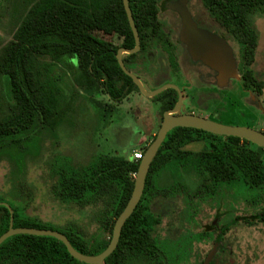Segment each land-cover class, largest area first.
Masks as SVG:
<instances>
[{
  "label": "trees",
  "instance_id": "16d2710c",
  "mask_svg": "<svg viewBox=\"0 0 264 264\" xmlns=\"http://www.w3.org/2000/svg\"><path fill=\"white\" fill-rule=\"evenodd\" d=\"M204 3L213 9L219 22L233 24L243 18L247 25L246 78L260 91L264 83L257 80L250 66L258 46L255 17L264 16V0H204ZM21 6L24 14L12 39L0 47V84L4 81L7 87V108L0 116V153H7L12 169L18 168V163L28 166L32 156L23 151L21 158H13L14 149L23 139H29L38 129H57L66 121V104L78 88L97 104L100 102L95 100L96 94H107L119 104L140 92L116 58L120 45L110 38L117 34L123 37V46L135 44L123 0H25ZM130 6L140 34L149 32L145 26L156 18V1L130 0ZM74 58L77 65L72 61ZM171 92L175 91L168 89L152 97L161 113L169 106L164 96ZM99 106L105 112L113 109L112 105ZM22 134L24 137L17 136ZM194 142H201L202 148L188 149ZM71 160L51 164L50 191L59 204L76 210L77 218L43 220L30 212L33 202L29 199L10 204L14 210L13 226L61 231L77 250L96 255L110 243L115 221L132 195L140 160L101 152H95L84 162ZM22 174L28 176L25 170ZM238 183L259 194L264 192V148L240 137L192 127L170 130L151 164L142 198L124 224L118 246L105 264H127L124 258L131 247L155 245L152 243L157 239L153 235L162 217L152 206L162 200L160 193L171 197L181 193L184 216L189 217L198 205L196 200L214 195L224 184ZM242 219L264 222V210L245 217L235 216L219 232L218 247L225 230ZM10 220L9 207L0 204V236L9 229ZM92 223L96 229L88 234L85 225ZM0 264L88 263L73 257L55 237L16 234L0 245Z\"/></svg>",
  "mask_w": 264,
  "mask_h": 264
},
{
  "label": "rangeland",
  "instance_id": "374dc122",
  "mask_svg": "<svg viewBox=\"0 0 264 264\" xmlns=\"http://www.w3.org/2000/svg\"><path fill=\"white\" fill-rule=\"evenodd\" d=\"M24 1L0 0V47L12 39L13 32L24 14L21 6ZM256 22L260 29L257 67L264 70V16L257 17ZM72 61L77 65L75 58ZM58 71L63 73L62 70ZM145 77L152 83L151 74L145 72ZM1 82L3 85L0 84V116L7 108L5 98L7 87L4 81ZM233 84L236 89L235 92L230 93V99L226 104L229 112L221 117L222 121L227 124L264 130V93L261 97L245 101L237 80H232L231 85ZM64 90L67 88L65 87ZM139 97L148 100L154 104L155 109H159L152 98L141 92L131 94L119 104H116L107 94H96L94 98L100 102L97 104L78 88L76 94H73L72 99L70 98L66 104L68 116L60 127L38 129L29 139H23L20 146L14 149L13 158L15 159H18V156L21 158L23 151L32 155L27 161L28 166L22 167L18 163V168L12 169L7 153L5 151L0 153V157L3 155L0 161V202L20 204L31 199L33 204L30 212L43 220L59 222L64 219L77 218L76 210L67 209L69 205L59 204L51 194L50 188L53 182L51 164L53 162L62 164L69 162L70 159L84 162L95 152L119 154L129 158V154L133 153L135 147L137 132H141L143 122L152 125L150 135L139 136L137 146L139 150L145 151L144 148L153 141V137L161 126L162 113L161 111L153 115L150 113L147 118H143L141 116L143 107L136 103ZM99 105H112L113 109L105 112ZM214 105L218 107L223 103L216 100ZM127 111L128 114L124 116ZM130 115H134L135 122L130 119ZM17 136L24 137L23 134ZM187 148L199 150L202 148V143L194 142ZM23 168L28 173L27 177L22 174ZM176 206V210L183 207L181 197H178ZM172 207L175 208L174 205ZM263 210L264 192L259 194L256 190L247 189L241 183L224 184L214 195L208 197L206 195L205 200L196 207L194 219L187 225L196 232L206 231L211 229L209 225L213 221L215 224H220L237 215H251ZM217 214L220 216L218 219H216ZM169 219L165 216L163 220V225L167 228ZM85 227H87L86 232L90 234L96 229V224L92 223ZM215 232L214 230V234ZM224 245L226 250L219 252L216 256V264H264V222L256 221L248 224L241 221L233 225L225 235ZM211 247L212 240L198 243L200 259Z\"/></svg>",
  "mask_w": 264,
  "mask_h": 264
},
{
  "label": "flooded vegetation",
  "instance_id": "af4514ba",
  "mask_svg": "<svg viewBox=\"0 0 264 264\" xmlns=\"http://www.w3.org/2000/svg\"><path fill=\"white\" fill-rule=\"evenodd\" d=\"M155 1L158 7L156 18H154V22L148 23L145 26L149 29V32L142 31V34H140L138 30L140 35V49L133 53L124 51L122 53V59L127 69L138 75L147 89H156L168 83L175 84L180 89L169 87L164 90L173 89L175 92H171L164 96V102L168 103L169 106L162 112L161 123L163 121L164 112L173 109L178 103L180 96L182 98L181 107L175 114H193L223 122L221 117L229 112L226 104L228 103V99H230V93L231 91L235 92L236 89L234 84L231 85L232 80H237L239 89H241L240 92L245 96V101L246 99L249 100L263 95L264 87L259 91L256 86L247 82L245 73L247 25L244 23L243 18L239 23L230 24L219 22L213 13V9L206 7L204 0ZM177 5L187 7L199 28L210 31L226 40L233 50L236 74L238 76H233L220 84L217 78L218 72L212 66L201 59L195 58L190 53L187 45L180 37L182 16L176 7ZM103 12L102 9L99 11L101 22ZM257 17H255V27L258 32V46L255 60L250 67L253 69L257 80L264 83V70L257 67L260 51V29L256 22ZM110 38L115 44L120 45L115 52L117 60L120 48L132 49L136 45L135 42L133 47L123 46V37L117 34L110 35ZM145 72L153 76L152 83L146 79ZM216 100L222 102L223 105L218 107L215 106L214 102ZM162 102L160 103L162 104ZM158 111H160V108L155 109L156 114H158ZM133 116L134 115H130V119L135 122ZM260 131L264 132L263 129H260ZM159 196L162 200L152 206L153 210L160 213L162 217V221L160 225H157V231L153 235V237L157 239V244L152 243L155 245L142 249L131 247L128 250V256L124 258L125 262H127V264H204L209 252L218 241L219 232L222 228L231 223L235 217L220 224H215L213 221V223L209 225L211 229L196 232L187 225L194 219L196 208H194L189 217L184 216L185 210L183 207L176 210L177 199L183 196L181 193L173 197L165 193H160ZM197 201L199 205L201 201L196 200V202ZM182 204L184 206L183 200ZM172 205H174L175 208L172 207ZM165 216L170 218L167 224L168 228L163 225ZM239 216L245 217L249 215ZM218 218H220L219 214H217L216 219ZM175 219H177V221H173ZM241 221L248 224L256 222V220L246 222L244 219L239 222ZM235 224H232L225 230L219 243L218 252L208 264H216V256L219 252L226 250L224 245L225 235ZM169 228L173 230L169 231ZM162 230L164 232H162ZM214 230L216 231L215 234ZM209 240H212V247L200 259L197 245L199 242Z\"/></svg>",
  "mask_w": 264,
  "mask_h": 264
},
{
  "label": "water",
  "instance_id": "95a60500",
  "mask_svg": "<svg viewBox=\"0 0 264 264\" xmlns=\"http://www.w3.org/2000/svg\"><path fill=\"white\" fill-rule=\"evenodd\" d=\"M123 2L130 26L135 35L136 45L132 49H119L118 61L121 68L127 75H129L133 79L135 84L138 86L140 92L149 98L158 95L169 87H173L180 90L177 85L172 83H168L156 89L149 90L144 86L139 76L136 75L134 72L128 70L125 66V63L122 59V53L124 51L133 53L139 50L140 35L135 23L132 9L130 7V0H123ZM176 7L180 11L182 16V29L180 37L182 41L187 45V48L189 49L190 53L195 58L201 59L205 63L212 66L218 72L217 78L220 84L227 81L233 76H238L236 74V64L233 57V50L230 45L226 42V40L218 37L216 34H213L210 31L199 28L197 23L193 20L187 7L180 5H177ZM181 101L182 98L180 96V99L175 105V107L171 110H167L164 112L161 126L153 141L147 146L146 150L144 151V155L139 162V167L135 176V185L132 195L124 210L117 217L110 243L104 251L96 255L84 254L72 245L69 238L64 233L58 230L41 229L35 227H14V210L10 206V204L4 202H0V204H5L7 207H9L11 213V220L9 229L0 236V245L7 238L16 234L52 236L61 240L67 246V249L70 254L76 259L86 262L88 264H105V259L110 256L118 246L124 224L126 223L127 219L132 215L142 198L151 164L170 130L176 127H192L196 129L205 130L217 135L240 137L264 148L263 131L249 126L227 124L193 114L177 115L175 113L180 110ZM217 252L218 245L216 244L209 252L204 264H208L210 261H212L213 257Z\"/></svg>",
  "mask_w": 264,
  "mask_h": 264
},
{
  "label": "crops",
  "instance_id": "0c3cea01",
  "mask_svg": "<svg viewBox=\"0 0 264 264\" xmlns=\"http://www.w3.org/2000/svg\"><path fill=\"white\" fill-rule=\"evenodd\" d=\"M136 103H138L141 107H143V109L141 110V116L143 118H147L150 113L153 115V113H156L155 112V108H154V104L148 102V100H145L143 99L142 97H139L137 98V101ZM129 111V110H128ZM128 111L124 114V116L126 114H128ZM126 118V117H125ZM151 123H147V122H143L142 124V130L141 132H137V138L135 139L134 143H135V147L133 149V152L135 150H139V147L137 146L139 144V136L141 137L142 135H147V134H151L150 132V128H151ZM132 153V152H131ZM129 158H132L133 157V153L132 154H129L128 156Z\"/></svg>",
  "mask_w": 264,
  "mask_h": 264
},
{
  "label": "built area",
  "instance_id": "2783aa9c",
  "mask_svg": "<svg viewBox=\"0 0 264 264\" xmlns=\"http://www.w3.org/2000/svg\"><path fill=\"white\" fill-rule=\"evenodd\" d=\"M143 155H144V151H141V150H135L133 152V158L136 160H141Z\"/></svg>",
  "mask_w": 264,
  "mask_h": 264
}]
</instances>
